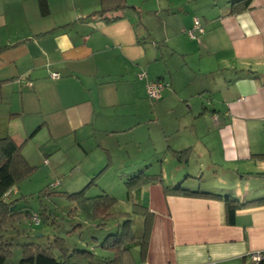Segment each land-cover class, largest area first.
Returning a JSON list of instances; mask_svg holds the SVG:
<instances>
[{
	"label": "crops",
	"instance_id": "1",
	"mask_svg": "<svg viewBox=\"0 0 264 264\" xmlns=\"http://www.w3.org/2000/svg\"><path fill=\"white\" fill-rule=\"evenodd\" d=\"M167 1L189 9L161 10L149 35L131 0L112 23L95 13L101 0H0V139L30 166L67 163L64 192L97 175L107 194L158 175L137 195L151 224L136 264H253L264 252V0ZM159 79L169 87L150 100L145 83ZM176 187L246 206L228 222L222 199L165 193Z\"/></svg>",
	"mask_w": 264,
	"mask_h": 264
},
{
	"label": "trees",
	"instance_id": "2",
	"mask_svg": "<svg viewBox=\"0 0 264 264\" xmlns=\"http://www.w3.org/2000/svg\"><path fill=\"white\" fill-rule=\"evenodd\" d=\"M242 2V9L250 6L252 0H239ZM131 9L125 0H101V7L95 13L102 16L124 12ZM236 10H233L235 12ZM237 12V11H236ZM106 22L112 23L119 17L106 16ZM189 30V29H188ZM187 30V31H188ZM186 33V32H185ZM160 80V79H159ZM184 151L175 152L177 160L183 159ZM264 159V155L260 156ZM36 167L30 166L21 153V146L16 145L10 138L0 139V264H7L10 260L12 252V243H8L4 239V235L9 231H14L16 236H20L17 225L21 221L28 227H38L42 223L49 226L48 220L51 215L43 209V205L39 206L37 211L25 210L24 212L18 208L20 199L15 192L20 180L29 176ZM93 178L87 186L77 193L68 194L63 192L67 198L74 200V211L81 216L87 224L94 225L98 229H104L108 225H116L118 228L114 233L106 235L100 242V247L109 256H96L93 250L88 248H78L81 240H74V235L80 231L85 224H76L72 228L66 230L63 235L53 234L45 239V243L37 241H29L28 243L18 244L22 251V257L17 264H136L135 252L140 261L143 260L148 243V232L151 224V214L145 204L146 200L139 198V189L145 185L153 183L158 175L150 176L143 173H137L126 179L123 183L126 189V203L129 205L127 209H123L122 205L116 203L114 198L107 195H97L95 197H87L86 191L90 186H95L96 178ZM60 185L59 180L48 183L43 192L48 195ZM52 190V192H50ZM10 192V197L4 195ZM42 192V191H41ZM137 196L138 202L134 201L133 194ZM137 193V194H136ZM165 193L182 196V197H205L222 199L225 206V214L228 222H232L235 213L243 208L245 203H239L236 198L231 196H218L204 192H194L181 188H165ZM40 198V196H39ZM256 204L264 203V200H258ZM103 210V211H102ZM36 217L38 223L32 221ZM55 225V221L52 220ZM135 224V225H134ZM122 228H125L122 230ZM57 230V228H56ZM78 231V232H77ZM26 232V229H22ZM13 234V233H12ZM28 236V240H30ZM35 239L41 235L36 234ZM96 244L98 238H91ZM93 249V248H92ZM264 264V258L258 263Z\"/></svg>",
	"mask_w": 264,
	"mask_h": 264
},
{
	"label": "rangeland",
	"instance_id": "3",
	"mask_svg": "<svg viewBox=\"0 0 264 264\" xmlns=\"http://www.w3.org/2000/svg\"><path fill=\"white\" fill-rule=\"evenodd\" d=\"M131 2L137 3L138 6L142 7L141 13L136 16V27L140 30L141 34H144V32H146L149 35L156 34L157 28L159 26L161 27L160 23L157 20V14L160 13L161 10L166 11L168 6L174 7V11L177 12V16H180L184 15V12L178 10L180 9V7L189 9V6L187 5L177 7L175 6V4H170L167 0H131ZM131 2H129V4ZM176 2L177 0L172 3ZM130 5L133 6V4ZM161 15L164 16V14ZM187 39L195 41L198 38L196 37L192 39L187 37ZM36 167L37 168L35 169V171L29 174V176L20 180L17 188H15L19 190L18 198L20 199V201L18 202V208H20V210H22L23 212L25 210L37 211L39 206L41 207V205H43V209L45 208L46 211H48L47 214L51 215V219L48 220V224L50 225L46 226L44 225V223H42V225L38 227H28L25 225V223H23V221H21L19 225L16 226L20 232V236H16V233L12 230L9 231L8 235H6L5 237V240L8 241V243L10 242V240H12V255L7 264H17L18 261L21 259L22 251L18 247V244H24L34 240L38 243H45V239L49 237L51 239L54 233L57 235H63L66 230L72 228L76 224H85V226L81 230L78 229V231L80 232L77 231L78 233H76L73 238L74 240L82 239L79 246L77 245L78 248H88L90 250H93L95 255L98 257H100V255L103 257L109 256V253H106L105 250L102 251L100 247L94 246H99L100 242L106 235L114 233L118 229L116 225L111 224L104 229H98L94 225L87 224L85 220L81 216H79L76 211H74L76 202L67 198L65 194H61L64 192L63 190H61V186H58V188L53 191L55 193H51L52 195H48L47 192H43L47 187L48 183H51L55 180H60L61 185V180L63 176L59 170L65 168L68 169L67 171L69 172V165L65 163L62 165V167L60 165V167L54 169V166L50 165L49 160L43 158L42 162ZM134 175L135 174H132L131 176H128L124 179L126 180ZM124 181L115 182V184H118V188L115 187L114 190H108V193L111 194H107L101 192V189H99V184L104 185V182L97 180L93 182L96 184L94 187H92L93 189H91V191H86V196L90 198L95 197L97 195H107L111 198H114L117 204L122 205V207H124L123 209H127L129 205L126 203L127 197L126 189L123 185ZM78 191L66 193L68 195L77 193ZM50 192H52V190H50ZM133 199L135 202H138L135 193L133 194ZM52 220L55 221V225H52ZM24 228L26 229V232H22V229ZM124 229L125 228H122V230ZM36 234L41 235V237H38L37 240L34 237ZM28 236H30V240H28ZM92 237L98 238L97 244L91 239Z\"/></svg>",
	"mask_w": 264,
	"mask_h": 264
},
{
	"label": "built area",
	"instance_id": "4",
	"mask_svg": "<svg viewBox=\"0 0 264 264\" xmlns=\"http://www.w3.org/2000/svg\"><path fill=\"white\" fill-rule=\"evenodd\" d=\"M203 33L202 25L198 18H194L192 27L186 31V36L189 38H196L198 34ZM52 79L59 78L58 74H51L50 76ZM145 74L141 73L138 75V78L140 80L145 79ZM169 87V82L165 80H155V81H146L145 83V91L150 100L158 101L162 99L163 94L165 90ZM12 193H15L14 191ZM10 192H7L4 197L8 198L10 197ZM32 221L35 223H38V220L36 217L32 218ZM249 258L253 262V264H258L262 258H264V252H255L252 254H249Z\"/></svg>",
	"mask_w": 264,
	"mask_h": 264
}]
</instances>
